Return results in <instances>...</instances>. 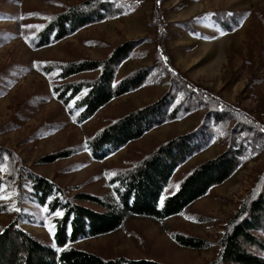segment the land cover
I'll return each mask as SVG.
<instances>
[{
	"label": "rangeland",
	"instance_id": "obj_1",
	"mask_svg": "<svg viewBox=\"0 0 264 264\" xmlns=\"http://www.w3.org/2000/svg\"><path fill=\"white\" fill-rule=\"evenodd\" d=\"M81 1L0 0V148L9 155L0 164L2 178L7 177L12 160L15 166L30 169L71 195L83 192L113 199L111 178L135 166L158 144L197 126L204 110L148 132L103 161L90 157L85 150L86 140L116 119L157 101L169 89L173 76L193 90L210 91L223 104L259 119L264 131V81L259 83L264 79V60L260 57L264 46V0H127L128 12L121 16L86 27L44 48L29 46L50 16ZM230 6L232 11H227ZM216 10L245 14L237 29L241 31L227 37L224 36L237 30L220 32L217 40L198 34L191 20ZM138 40L139 47L119 67L116 80L148 68L142 86L114 99L88 121L76 124L52 94L50 78L42 72L44 65L53 61L103 60L116 46ZM80 77L83 76L76 78ZM218 133L205 150L178 168L167 194L175 191L196 164L226 148L223 132ZM62 152L71 154L52 163L41 162L43 157ZM263 173L264 148H260L231 178L211 189L183 214L164 222L130 218L119 231L82 240L74 246L104 259L212 264L226 225ZM15 201V189L2 187L0 205H7V209L0 213V234L14 219ZM22 205L20 229L55 248L54 226L45 208L29 199H24ZM84 205L100 210L93 204ZM175 234L201 238L208 246H179L173 239Z\"/></svg>",
	"mask_w": 264,
	"mask_h": 264
},
{
	"label": "trees",
	"instance_id": "obj_2",
	"mask_svg": "<svg viewBox=\"0 0 264 264\" xmlns=\"http://www.w3.org/2000/svg\"><path fill=\"white\" fill-rule=\"evenodd\" d=\"M129 6L127 0H83L66 6L48 18L28 42L29 46L40 49L60 42L86 27L127 13ZM208 15L221 33L234 32L245 18V14L239 12L228 14L220 10ZM203 16L198 15L191 22ZM139 45V40L127 41L116 46L103 60L53 61L44 65L42 72L50 78L52 94L67 108L69 116L75 117L76 124L88 121L114 99L142 86L149 74L148 68L116 80L119 67ZM262 50L260 57L264 60V46ZM79 76L83 77L76 78ZM171 81L169 89L157 101L116 119L86 140L85 150L90 157L103 161L148 132L204 110L197 126L158 144L135 166L111 178L113 199L83 192L71 195L67 189L30 169L15 166L8 159L7 177L0 176V192L2 187L15 189L16 209L12 223L0 234V264H161L125 257L104 259L74 245L115 233L130 218L164 222L183 214L264 148V131L258 124L259 119H252L235 107L223 104L210 91L193 90L178 77L173 76ZM262 81L264 79L259 83ZM219 130L225 136L226 148L196 164L181 179L175 191L167 194L178 168L205 150ZM69 154L49 155L41 162L52 163ZM5 158L9 155L0 148V164ZM24 199L48 209L46 216L52 218L55 248L20 229ZM84 204H93L100 210ZM6 209L7 205H0V213ZM58 212L62 215H57ZM173 239L185 248L204 249L208 246L207 241L184 234H175ZM212 264H264V173L226 225Z\"/></svg>",
	"mask_w": 264,
	"mask_h": 264
},
{
	"label": "crops",
	"instance_id": "obj_3",
	"mask_svg": "<svg viewBox=\"0 0 264 264\" xmlns=\"http://www.w3.org/2000/svg\"><path fill=\"white\" fill-rule=\"evenodd\" d=\"M232 9L233 8H231V6H230V8L226 9V10L227 11H232ZM208 11H210V10H208ZM204 12H207V11H204ZM194 26H195L198 34L202 33V35L204 36V39H207V40L208 39L209 40L220 39L221 34H220V31H219L218 25L207 14H204L203 17L197 19L195 21ZM239 31H241V28L239 30L235 31L232 34H226V36H224V37L231 36V35H236L237 33H239Z\"/></svg>",
	"mask_w": 264,
	"mask_h": 264
},
{
	"label": "snow or ice",
	"instance_id": "obj_4",
	"mask_svg": "<svg viewBox=\"0 0 264 264\" xmlns=\"http://www.w3.org/2000/svg\"><path fill=\"white\" fill-rule=\"evenodd\" d=\"M157 2L159 3V0H157ZM73 119H75V117H73ZM85 147H86V145H85ZM46 211H48V209H45ZM57 215H62V212H58V213H56ZM51 231V230H50ZM53 246H55V244L53 245Z\"/></svg>",
	"mask_w": 264,
	"mask_h": 264
}]
</instances>
